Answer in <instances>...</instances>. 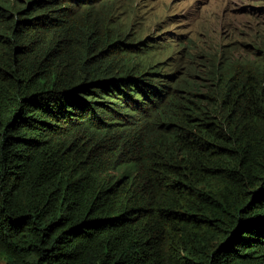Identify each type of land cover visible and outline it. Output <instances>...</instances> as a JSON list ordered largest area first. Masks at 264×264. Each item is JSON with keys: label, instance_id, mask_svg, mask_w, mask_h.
<instances>
[{"label": "trees", "instance_id": "trees-1", "mask_svg": "<svg viewBox=\"0 0 264 264\" xmlns=\"http://www.w3.org/2000/svg\"><path fill=\"white\" fill-rule=\"evenodd\" d=\"M116 1L0 0V254L264 264V52L155 62Z\"/></svg>", "mask_w": 264, "mask_h": 264}, {"label": "rangeland", "instance_id": "rangeland-1", "mask_svg": "<svg viewBox=\"0 0 264 264\" xmlns=\"http://www.w3.org/2000/svg\"><path fill=\"white\" fill-rule=\"evenodd\" d=\"M114 15L127 20L156 48L154 61H185L188 46L213 58H252L264 51V0H117ZM40 160V158H39ZM0 254V264H8Z\"/></svg>", "mask_w": 264, "mask_h": 264}]
</instances>
